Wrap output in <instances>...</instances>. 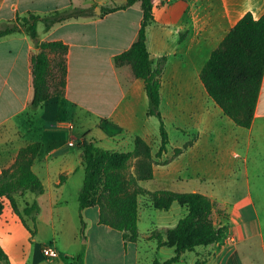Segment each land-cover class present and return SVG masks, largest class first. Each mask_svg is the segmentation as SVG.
<instances>
[{
    "label": "crops",
    "instance_id": "obj_1",
    "mask_svg": "<svg viewBox=\"0 0 264 264\" xmlns=\"http://www.w3.org/2000/svg\"><path fill=\"white\" fill-rule=\"evenodd\" d=\"M124 1L0 0V23L28 12L90 10L48 30L37 25L38 41L67 45L64 94L39 106L31 105V57L39 52L35 42L26 31L0 38V174L14 164L21 148L39 143L31 169L42 184L40 193L12 194L20 212L35 207L28 215L20 217L3 199L0 247L11 264H72L76 257L79 264H152L171 257L174 247H158L151 234L164 238L163 232L186 215L178 202L163 210L152 205L150 196H140L138 238L125 244L120 231L99 222L98 206L78 207L82 149L67 141L83 137L105 150L130 152L139 136L154 160L153 178L140 185L151 192L207 196L214 202L213 224L223 229L212 244L185 252L172 264H193L202 257L205 264H264V193H251L252 182L264 181V74L248 128L222 112L199 76L211 51L242 15L250 12L257 19L264 13V0H153L146 45L153 66L164 61L159 110L167 143L160 156L159 121L146 114L143 80L129 64L113 62L137 38L140 4L101 14L103 7ZM66 121L74 124L72 130ZM43 245L54 247L58 256L44 257Z\"/></svg>",
    "mask_w": 264,
    "mask_h": 264
},
{
    "label": "trees",
    "instance_id": "obj_2",
    "mask_svg": "<svg viewBox=\"0 0 264 264\" xmlns=\"http://www.w3.org/2000/svg\"><path fill=\"white\" fill-rule=\"evenodd\" d=\"M139 2L142 19L136 40L131 46L116 54V66L129 64L135 77L144 82L148 105L146 114L159 121L160 145L156 156H160L167 143L165 124L159 110L160 86L163 62L153 66L146 45V28L153 21V0H125L114 6H105L101 14L124 9ZM90 10L80 7L58 9L40 15L28 12L13 21L0 23V38L10 33L26 31L35 42L39 52L31 57L33 84L32 106H39L52 96H62L66 85L67 45L61 41H38L37 24L46 30L54 24L70 18L87 16ZM52 54V57L50 56ZM164 60V59H163ZM264 74V13L255 19L250 12L242 15L214 48L200 71V79L210 98L236 125L250 127L256 107L260 85ZM134 148L130 152L105 150L82 141L81 163L84 170L82 186L78 191L79 210L88 206L99 207V222L122 233L124 244L138 238V199L148 195L152 205L166 210L176 201L187 208V213L177 224L166 229L164 238L158 233L151 235L157 246L174 247V254L163 262L154 259L152 264H172L182 254L208 246L217 240L222 228L213 224L211 213L214 202L199 192H174L169 190L148 191L139 181L153 178L154 160L151 147L139 136L134 138ZM183 148L174 150V155ZM39 143L21 148L14 164L3 169L0 174V214L3 199H9L16 213L22 217L33 208L18 210L13 193L31 191L40 193L42 184L31 169ZM135 160L134 171L128 167V160ZM84 223L81 220V229ZM79 258L72 264H79ZM0 262L11 264L0 247ZM205 257L193 264H205Z\"/></svg>",
    "mask_w": 264,
    "mask_h": 264
},
{
    "label": "built area",
    "instance_id": "obj_3",
    "mask_svg": "<svg viewBox=\"0 0 264 264\" xmlns=\"http://www.w3.org/2000/svg\"><path fill=\"white\" fill-rule=\"evenodd\" d=\"M65 125L69 130H72L74 128V124L71 121L65 123ZM84 140L87 142H92L91 140L84 139L83 137H79L77 139L71 138L70 140L67 141V145L74 146L76 143L80 144ZM41 253L46 258H56L58 256V251L51 245H43L41 248Z\"/></svg>",
    "mask_w": 264,
    "mask_h": 264
},
{
    "label": "rangeland",
    "instance_id": "obj_4",
    "mask_svg": "<svg viewBox=\"0 0 264 264\" xmlns=\"http://www.w3.org/2000/svg\"><path fill=\"white\" fill-rule=\"evenodd\" d=\"M38 24H40V22ZM190 143H191V141L186 142L187 145H189ZM158 148H159V146H158ZM157 151H158V149H157ZM134 164H135V160H134L133 157H131L128 160L129 169H133L134 170ZM251 193H264V181H258L257 183L252 182L251 183ZM262 199L264 200V196L262 197ZM256 200H259L258 197H256ZM91 248H92V250H94L93 246H91Z\"/></svg>",
    "mask_w": 264,
    "mask_h": 264
},
{
    "label": "water",
    "instance_id": "obj_5",
    "mask_svg": "<svg viewBox=\"0 0 264 264\" xmlns=\"http://www.w3.org/2000/svg\"><path fill=\"white\" fill-rule=\"evenodd\" d=\"M99 10V9H98Z\"/></svg>",
    "mask_w": 264,
    "mask_h": 264
}]
</instances>
